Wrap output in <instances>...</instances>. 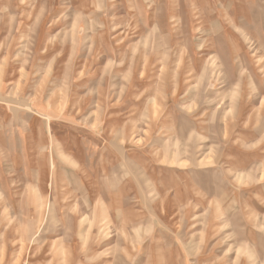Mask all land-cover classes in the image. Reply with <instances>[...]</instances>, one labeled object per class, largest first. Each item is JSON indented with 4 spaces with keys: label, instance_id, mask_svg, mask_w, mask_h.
Segmentation results:
<instances>
[{
    "label": "rangeland",
    "instance_id": "374dc122",
    "mask_svg": "<svg viewBox=\"0 0 264 264\" xmlns=\"http://www.w3.org/2000/svg\"><path fill=\"white\" fill-rule=\"evenodd\" d=\"M0 264H264V0H0Z\"/></svg>",
    "mask_w": 264,
    "mask_h": 264
},
{
    "label": "crops",
    "instance_id": "0c3cea01",
    "mask_svg": "<svg viewBox=\"0 0 264 264\" xmlns=\"http://www.w3.org/2000/svg\"><path fill=\"white\" fill-rule=\"evenodd\" d=\"M9 19H11V21H15L14 17L13 18H9ZM18 19L20 21H23L22 23L25 22V17H18ZM134 161H135L134 163H131L130 168H131V172L133 171L134 174H135V181H134L135 188L131 189V192L129 193V196H134V197H138L139 198V196L142 195V191H143V182H144V180H143V171L141 170V165L142 164H139V162L137 163L136 160H134ZM108 166H109V171H108L109 179L108 180L104 179V181H103L104 189L100 192L103 197H108L109 194L107 192L112 190V187L109 188V189L105 188V187H107V183H111V182L121 183L120 176H119V181H118V179L116 177V174H121L122 173L121 168H120V164L118 163V161L116 160V162H114L112 164H109ZM120 191L121 190H117L115 192L119 193ZM145 191H146V194L144 196H146V197L151 196V198H153V193H151L150 190H145ZM148 191L150 193H148ZM141 197H143V195ZM165 198H166V196L164 197V199ZM151 206H153V203L151 204Z\"/></svg>",
    "mask_w": 264,
    "mask_h": 264
}]
</instances>
